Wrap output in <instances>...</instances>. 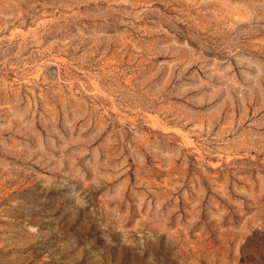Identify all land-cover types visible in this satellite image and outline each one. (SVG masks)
Masks as SVG:
<instances>
[{
	"label": "rangeland",
	"instance_id": "1",
	"mask_svg": "<svg viewBox=\"0 0 264 264\" xmlns=\"http://www.w3.org/2000/svg\"><path fill=\"white\" fill-rule=\"evenodd\" d=\"M0 264H264V0H0Z\"/></svg>",
	"mask_w": 264,
	"mask_h": 264
}]
</instances>
